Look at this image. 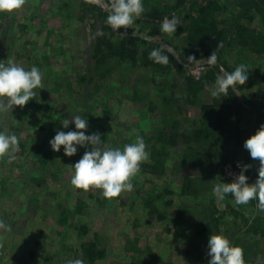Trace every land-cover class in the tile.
<instances>
[{"label":"trees","instance_id":"obj_1","mask_svg":"<svg viewBox=\"0 0 264 264\" xmlns=\"http://www.w3.org/2000/svg\"><path fill=\"white\" fill-rule=\"evenodd\" d=\"M28 2L33 7H29L20 15L21 18L16 22L17 30L23 33V31L37 29L40 32L41 29L46 28L45 35L48 36L44 45L40 46V48H45L44 52L53 48L47 45L50 35L60 38L65 45H68V48L75 49L77 52V55L70 57L66 63L56 65L55 69L62 70L63 67L67 66L71 78L75 76V80L71 81L74 86L70 99L75 104L74 108H77L79 116L89 120L93 116L102 115L101 110L107 111L115 107L116 104L119 105L125 101L136 104L134 109L136 111L138 108L139 112L137 113L142 112L145 115L142 119L146 124L149 125L148 118H152L155 122L156 125L152 130L150 127L147 129L148 133L142 129L140 132L138 130V134L145 141L146 151L150 153V156L146 162L141 163L140 172L132 178L133 189L121 193L131 192L135 194L134 197L130 196L132 205L139 202L138 205L143 208L146 216H153L154 214V218L158 221H164L166 208L173 207L177 202V211L173 220L177 222L181 214L178 201L189 205V201H193L197 197V186L191 184L197 179L192 180L194 178L188 173L178 174L177 171H181L180 168L175 169L174 175H165L161 185L154 182L162 178L159 177L163 167L167 166L174 155L178 156L177 159H181V165L189 164L188 166L191 165L195 169L201 168L200 164H208L212 168H218L220 164L233 162L236 159V153H239L240 150L243 152L241 160L245 165H247L245 162L253 160L243 145L246 139L254 135L261 125H264V87L261 85L264 83V76L249 72L248 77L250 78L239 85L236 84L235 90L230 85L226 92L222 91L215 96L211 95L210 86L215 82L221 66L224 69L234 67L227 65L225 60L221 58L228 50L238 47L239 52L251 54L256 58L264 57V0H175L174 3L161 0H143L145 12L135 21V24H141L142 27L148 28L147 33L140 31V27L138 28L139 31L132 29V27L114 31L106 24V18L109 14L107 8L103 2L100 5L96 0H81L77 7L78 10L69 5V0H26V3ZM106 2L111 3V0H106ZM182 8H185L187 13L184 17L185 25L178 27L184 35L182 46L171 47L170 44H162L165 38L164 33L159 30L162 21L165 18H171ZM45 15H47V19L55 16L53 21L58 19L57 22L54 21L56 27L53 29L47 27L50 22L47 24L44 22ZM257 19L261 21L259 28L251 27L253 22H257ZM69 20H73L76 23L75 26H71ZM147 37H151V39H147ZM16 44H18L17 41ZM162 45L174 51L168 54L169 64L166 66L155 63L149 58L150 52ZM72 50L70 52H73ZM212 51L216 52L218 57L216 66H209L204 62ZM51 52L53 51L51 50ZM78 55L80 59L87 60L83 68L80 67V63H77L76 66L71 64L74 60L78 62ZM189 56L195 57L199 61L190 62L192 65L188 62ZM195 63H200L206 67L205 72L197 80L188 73V69H191ZM55 69L52 70L56 71ZM100 69L101 72H99ZM127 69L135 70L137 79L147 78V80L143 81L145 83L141 86L130 91L131 89L123 86L126 85V80L116 81V76L120 74L121 70ZM167 77L175 78V84L167 85L168 82L165 81ZM176 82H181V84ZM205 82L208 83L209 87L205 86ZM249 82L252 87L261 85L260 89L245 92L244 87ZM204 90H207L208 94L212 96L211 104L199 103ZM82 98H84V102L80 101ZM104 101L107 103L106 105ZM113 102L115 104H112ZM196 105L200 110V117L197 120L185 118L183 108ZM42 106L38 102L36 103L34 99L23 107L16 106L17 111L12 113L11 122L8 125L9 129L5 131L6 134L18 136L20 154L30 162L25 175L19 181L16 180L20 189L24 191L21 196L26 197V205L32 208L37 206L35 210L40 219L51 215L56 226H62L59 231V244L62 245L56 246L57 251L51 254L50 246L44 248L41 246L43 243H51L54 240L47 241L46 233L35 239L33 248L40 246L45 255L44 259L50 264H64L63 256L66 264L69 260L78 258H82L85 264H93V258L101 256L103 253L99 252L97 248L96 234L91 240L86 241L84 239L92 227L90 221L82 220V217L84 218L88 212L86 209L85 212H81V205H77V203L79 201L84 202L82 199L87 196V204L94 202L100 211L109 212L112 209L114 198L111 200L104 198L99 189H89L84 192L71 185L73 170L70 166L79 161L83 155L79 152V148L72 157H66L63 154V148L59 152L52 151L49 137H54L57 131H68V129L62 128L61 124H55L58 120L53 122L52 112ZM254 114L256 116L252 117ZM243 115L256 123L254 133L244 134L242 126H240ZM20 117H23L25 122L29 124L36 123L39 125L40 120L41 126L38 128L39 133L37 135L42 139H31L28 133L23 132V130L20 132V125H18ZM121 120L118 119V121ZM47 123H51V127L47 128ZM184 123L187 124L183 125ZM72 125L69 124V126ZM122 125L123 123L118 124L119 128ZM15 126L18 127L17 131L14 130ZM136 126L135 128L139 127ZM50 131L52 134H49ZM117 140L115 144L118 143ZM10 168H16L22 173L23 165L13 160L10 163ZM218 170L222 174V170L216 169V171ZM245 175L250 176V184L254 183L258 176L250 167H248ZM8 179L9 177L0 178L1 196H6L8 193L6 184ZM12 179L15 178L12 177ZM224 179L226 180L225 183L231 182L226 178ZM48 181H50L49 186L46 185ZM65 183L69 185L66 196L72 195L74 192L76 196L69 202L64 200L62 206L55 207L54 202H51V195L45 191L49 190L51 186L58 188L56 192L59 194L64 189L62 185ZM38 190L42 194H39ZM22 197L18 198L22 199L23 202ZM226 197L229 200L233 199L231 194ZM20 206H22L20 210L23 213L28 212L27 206H24L23 203ZM239 206L228 205L226 209L229 216L234 220L233 226L237 229L248 226V230L252 234H259L261 238H264V215H258L261 214L258 212L252 214L248 211L250 217L244 218L245 212L239 211ZM226 211L215 216L216 210L213 211V214L209 213L212 222L214 221L216 224L222 220ZM262 213L264 214V212ZM6 217H8L6 211L0 212V218L5 219ZM69 217L75 219L79 217L81 222L77 224L71 220V223L66 226L69 223ZM209 220L210 216L207 215L201 222L195 223L194 229L199 236L210 231V225L207 223ZM47 221L45 225L48 223ZM69 228L78 232L79 244L76 246L69 237ZM75 238L74 236V240ZM16 240H19V237ZM231 243L243 249L245 264H255V259L249 258V251H251L249 245L238 238ZM8 245V240L0 236V264L16 263L9 260L6 255L5 249ZM33 248L28 250L30 257L36 254ZM141 263L138 261L132 264Z\"/></svg>","mask_w":264,"mask_h":264},{"label":"rangeland","instance_id":"obj_2","mask_svg":"<svg viewBox=\"0 0 264 264\" xmlns=\"http://www.w3.org/2000/svg\"><path fill=\"white\" fill-rule=\"evenodd\" d=\"M161 1L171 3L175 2V0ZM80 2L81 0H69V5L78 10L77 7ZM29 7H33V5L28 2L21 9L16 10L13 13H8L11 15L3 14L0 16V61H4L5 63L11 61L22 65L25 69H30L32 66H36L42 71L43 88L36 89L38 95L34 98V101L43 105L42 107H45L52 112L53 122L58 120L55 124H61L63 119L71 120L73 116L78 115L77 108H74L75 104L70 99L74 86L71 84V81L75 80V76L71 78V73L68 72L67 66L63 67L62 70L55 69V66L66 63L70 57L77 55V52L75 49L72 50V48H68V45H65L63 40H60V38L52 35L49 36L50 38L48 37L49 39L47 40V45H50L53 48H49L47 49L49 51L44 52L45 48H40V46L44 45L48 36L45 35L46 28L41 29L40 32H38L37 29L23 31V33L19 32L16 28V22L19 18H21L20 15L23 14ZM186 15V9L182 8L178 13L172 15L171 18L173 16L180 18L182 23L179 27H181L186 23L184 18ZM12 17H14V20H12ZM44 17H46L44 21L46 24L50 22L47 26L48 28L53 29L56 27V23L54 21L57 22L58 19L53 21L55 16L49 19H47V15ZM69 21L71 26H75L76 23L73 20ZM260 24L261 21L257 19V22H253L251 27L259 28ZM81 26L83 27V25ZM142 26L143 25L141 24L139 25L134 23L132 29L139 31L138 28L140 27V31L147 33L149 29ZM164 35L165 38L162 44L167 43L166 45L170 44L171 47L182 46L184 35L181 31H179V28L176 29L173 37H169L165 33ZM16 41L18 44H16ZM71 47L74 46L71 45ZM51 50L53 52H51ZM71 50L73 52H70ZM54 52H56V54H54ZM77 57L78 62L74 60L71 64L76 66L77 63H80V67L83 68L87 60L80 59L79 55ZM221 58L225 60L229 66H235L239 63V61L246 60L251 68L248 70L250 74H262V76H264V57L256 58L251 54L239 52L238 47H235L228 50L224 56H221ZM69 63L70 61L68 64ZM193 67L194 66H192V68ZM53 68L56 71L52 70ZM191 69H188L189 75ZM75 70H77V68H75ZM99 72H101V69ZM134 74L135 70L132 69L121 70L120 74L116 76V81L123 79L126 80V85L123 86H126L129 90L131 89L130 91H132L134 88L145 83L143 81L147 80V78L137 79L136 74ZM165 81L168 82L167 85H170L171 83L175 84L176 80L175 78L171 79V77H167ZM176 83L181 84V82ZM236 84L239 85L240 82L237 81ZM261 85L264 87V83ZM260 86L258 87L254 85L252 87L249 82L245 85L244 89H246L245 92H253L258 91ZM81 91L84 90L81 89ZM173 91L177 92L176 90ZM84 98L80 101L84 102ZM122 103L119 105L116 104L115 107L112 106L113 108H110L107 111L101 110V113H103L102 115H99L98 117L93 116V118L88 120L89 126L86 130V134L99 133L101 140L103 141L102 147L104 148H122L123 145L134 142L135 135L138 134L141 129L144 130L145 133H148L147 129L151 128L152 130V128L156 125L152 118H148L149 125L146 124V122L142 119L145 115H143L142 112L140 114L137 113L139 112L138 108L135 111L134 108L136 104L125 101H122ZM199 103H212V96L208 94L207 90H204ZM104 104L106 105L107 103L104 101ZM112 104H115V102ZM16 111V107L13 106V109L10 108L8 112L0 113V132L5 133V131H8V125L11 122L10 119L12 113H15ZM183 116L185 118L188 117L191 120H197L200 117V110L197 105L185 106L183 108ZM255 116V114L252 115V117ZM118 119L122 120L118 121ZM120 122L123 123V125L119 128L118 124H121ZM47 124V128L51 127V123ZM186 124L187 123H184L183 125ZM18 125H20V132L23 130V132L28 133L31 139H42L37 135L39 133L38 128L41 126L40 120L39 125L36 123L29 124L25 122L23 117H20ZM136 125L139 127L135 128L137 127ZM240 126H242L244 134L254 133L256 129V123L251 121L250 118H247L246 115L241 117ZM17 128L18 127L15 126L14 130ZM67 129L68 131L76 130L74 125L68 126ZM52 131H50L49 134H52ZM52 139L53 137H49V141ZM116 140L118 143L115 144ZM78 148L82 155L85 151L91 150V147L88 145L83 148ZM236 155V159L234 160L242 161L243 152L240 150L239 153H236ZM177 157L178 156L174 155V158H171V161L167 164V166L165 165L163 167V170L161 171L162 174L159 177L162 178L154 181L161 185L162 180H164L163 177L170 174L174 175L176 168L181 169V171H177L178 174L188 173L194 178L192 180L197 179L194 182H191L192 185L194 184L195 187L197 186L196 190L198 193L196 199L189 201V205L187 203H182V201H178L181 214L179 215V221L176 219L177 222L173 221L177 211V202L173 207L166 208L164 221H158L154 218V214L153 216H146L143 208L138 205L139 202L132 205L130 196L134 197L135 194L131 192L120 194L118 197L114 198V201L112 202V209L109 212L100 211V208L96 206L94 202L87 204V196L83 197L82 200L84 202L79 201L77 203V205H81V212H85V209L87 210L88 213L84 218L82 217V220L90 221L92 227L91 230L86 233L84 239L86 241L91 240L96 234L95 240L97 248L99 252L103 253L101 256H95L93 258V264H132L133 262L138 261H141V264H208L210 257L207 255V240L209 235L213 234H222L228 237L231 242L238 238L240 241H243L251 247L249 256L255 257V264H264V238H261L259 234H252V232L248 230V226H243L241 229L235 228L233 226L234 220L231 216H229V212L226 211V209L228 205L232 207H236L238 205L234 202V199L229 200L227 197H225L224 200L217 199L212 191V185L217 180H221L224 183L226 181L221 172H219V170L216 171V169H222L224 163L220 164L218 168H212L208 164H200L202 167H197L195 169L191 165L188 166L189 164L181 165V159H177ZM13 160L14 162H18L23 165L22 173L17 171L16 168H10V163ZM245 163L257 176L260 165L259 161L253 159L252 161ZM29 166V160L20 154L19 149L16 151L10 150L8 154L0 157V178L9 177L6 182L8 186V193L6 196L0 195V212H3L4 210L8 213V217L4 220L11 229V231L0 230V236L8 240L9 245L5 251L9 260L13 261V263L16 262L14 264H50L49 261L44 259L45 255L41 251L40 246L33 248V243H35L36 238L40 237L43 233H46L47 241H50L51 239L54 240L51 243H43L41 246L43 248L45 246H50V252L52 254L57 251L56 246L62 245L59 244V231L62 226L57 227L51 215H49L50 218L44 217L43 219H40V216L37 215L35 210L37 206L33 208L29 205L27 206L25 203L27 202L26 197L21 196L24 191L20 189L18 181L23 175H25ZM12 177L15 179H12ZM49 182L50 181L46 183L47 186H49ZM55 182L56 180L54 181V184ZM59 186H61L60 183ZM62 186L64 189L59 194L56 192V189L58 188H52L51 186L49 190L45 191L51 195V202H54L55 207L62 206L64 200L69 202L70 199H73V197L76 196L73 191V196L70 194L69 196H66V193L68 192L67 187L69 185L65 183ZM38 193L42 194L40 190H38ZM18 197H22L23 202L22 199H19ZM21 203L28 207V212L23 213L20 210V207H22L20 206ZM258 203L259 202L257 200H251L246 205H240L238 209L241 212H245L244 218H247L250 217L248 211L252 212V214L262 212L258 210ZM86 205L88 206L86 207ZM214 210H216L214 216L220 215L223 211H226L224 218L216 224H214V221L212 222L211 215L209 214H213ZM207 215L208 217L210 216V220L207 222L210 225L209 234L206 233L199 236V234L196 233V229H194V225L197 222H201L204 216L206 217ZM258 215H263V213ZM45 218L46 220L44 222ZM71 220L77 224L81 222L79 217H77V219L69 217V223L66 226L71 223ZM46 221L48 223L45 225ZM105 222L106 224L104 225ZM68 233L70 239L74 241L73 244L75 246L78 245L79 235L77 230L69 228ZM74 236L76 237L75 240ZM18 237L19 240H16ZM32 248L35 250L36 254L30 257L28 255V250ZM61 255L63 256V254ZM62 261L66 264L64 256Z\"/></svg>","mask_w":264,"mask_h":264},{"label":"clouds","instance_id":"obj_3","mask_svg":"<svg viewBox=\"0 0 264 264\" xmlns=\"http://www.w3.org/2000/svg\"><path fill=\"white\" fill-rule=\"evenodd\" d=\"M104 3L108 10L106 24L114 31L118 29H129L135 21L145 12L143 0H96ZM26 0H0V14L13 13L21 9ZM180 18L173 16L165 18L160 26V31L173 37L176 29L181 25ZM102 35V33H101ZM151 39V37H147ZM222 47V45H219ZM174 51L162 45L160 48L150 52L149 58L161 65L169 64V53ZM167 53V54H164ZM217 54L212 51L211 55L204 61L209 66H216ZM199 61L189 56L188 62ZM192 64V63H190ZM193 65V64H192ZM200 68V63H195ZM250 66L246 60H241L231 69L222 66L215 82L210 86L211 95L215 96L222 91L226 92L231 85L236 89V82H245L248 79ZM43 73L36 67L25 69L22 65L8 61H0V113L8 112L13 106L23 107L29 101L37 97L36 89L43 88ZM205 86L209 87L205 82ZM73 124L75 131H57L50 147L53 152H59L63 148L66 157L76 154L78 147H91L85 151L82 158L70 166L73 172L71 185L75 189L87 192L89 189H99L106 199L118 197L122 192L133 189L132 178L140 172V165L149 159L150 153L146 151V144L142 136L136 134L134 142L127 143L123 147L104 148L99 133L86 134L88 119L75 115L61 121L62 128L67 129ZM243 147L248 151L250 157L258 159L260 167L258 177L254 183H247L248 165H244L240 174L230 183L217 180L212 185V191L219 200H224L228 194L234 198L237 205H246L251 200H257L258 210L264 212V125L245 140ZM19 141L15 134L0 132V157L9 151H16ZM0 230L11 231L10 226L3 218H0ZM207 255L210 257L208 264H245L244 251L235 246L230 239L222 234L209 235L207 240ZM67 264H85L82 258L69 260Z\"/></svg>","mask_w":264,"mask_h":264},{"label":"built area","instance_id":"obj_4","mask_svg":"<svg viewBox=\"0 0 264 264\" xmlns=\"http://www.w3.org/2000/svg\"><path fill=\"white\" fill-rule=\"evenodd\" d=\"M101 5V3H100ZM103 6V4H102ZM104 7V6H103ZM163 22V21H162ZM206 67L204 65H201L200 68H196L195 66L191 69L190 71V75L194 78V79H199L200 76L205 72ZM244 162L240 161V160H235L233 162L230 163H226L222 166V174L224 176V178H226L227 180H230L231 182L240 174L242 167L244 166ZM246 172V171H245ZM244 172V175H245ZM246 176V175H245ZM248 180L247 183L250 184L251 178L250 176H247ZM234 199V198H233ZM249 203V202H248Z\"/></svg>","mask_w":264,"mask_h":264},{"label":"crops","instance_id":"obj_5","mask_svg":"<svg viewBox=\"0 0 264 264\" xmlns=\"http://www.w3.org/2000/svg\"><path fill=\"white\" fill-rule=\"evenodd\" d=\"M261 213H262V212H261ZM263 215H264V214H263ZM249 258H251L252 260L255 259L254 256H249ZM255 261H256V259H255ZM255 261H254V262H255Z\"/></svg>","mask_w":264,"mask_h":264}]
</instances>
